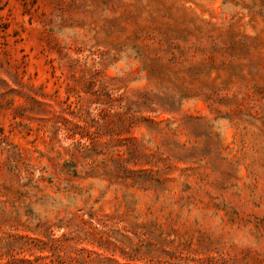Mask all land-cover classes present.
I'll use <instances>...</instances> for the list:
<instances>
[{
    "label": "rangeland",
    "instance_id": "obj_1",
    "mask_svg": "<svg viewBox=\"0 0 264 264\" xmlns=\"http://www.w3.org/2000/svg\"><path fill=\"white\" fill-rule=\"evenodd\" d=\"M0 264H264V0H0Z\"/></svg>",
    "mask_w": 264,
    "mask_h": 264
}]
</instances>
